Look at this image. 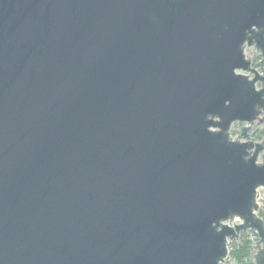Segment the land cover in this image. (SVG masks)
Returning <instances> with one entry per match:
<instances>
[{"label":"water","instance_id":"water-1","mask_svg":"<svg viewBox=\"0 0 264 264\" xmlns=\"http://www.w3.org/2000/svg\"><path fill=\"white\" fill-rule=\"evenodd\" d=\"M252 24L260 0H0L4 264H213L264 183L203 122L252 115Z\"/></svg>","mask_w":264,"mask_h":264},{"label":"clouds","instance_id":"clouds-1","mask_svg":"<svg viewBox=\"0 0 264 264\" xmlns=\"http://www.w3.org/2000/svg\"><path fill=\"white\" fill-rule=\"evenodd\" d=\"M260 2L264 3V0ZM224 31H231V26L225 24ZM261 33H264V25L252 24L244 29V35L235 48L242 63L231 66V75L259 94V99L252 105L250 118L231 116L230 112L224 115L219 112L203 114L205 130L218 135L226 145L242 146L243 151L239 153L241 161L256 168H264V47L258 39ZM232 105L233 99L224 101L225 109H231ZM248 215L256 222L232 210L211 221L209 229L215 234L223 233V252L214 258L213 264H260L261 254L264 253V183L254 185ZM225 229L230 231L225 232ZM0 264H4L2 256Z\"/></svg>","mask_w":264,"mask_h":264}]
</instances>
